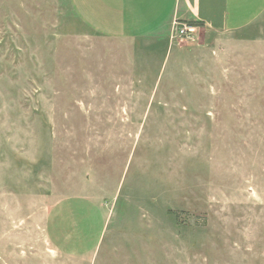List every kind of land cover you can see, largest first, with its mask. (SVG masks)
<instances>
[{
    "label": "rangeland",
    "instance_id": "rangeland-1",
    "mask_svg": "<svg viewBox=\"0 0 264 264\" xmlns=\"http://www.w3.org/2000/svg\"><path fill=\"white\" fill-rule=\"evenodd\" d=\"M193 24L153 56L0 0V264H264V37Z\"/></svg>",
    "mask_w": 264,
    "mask_h": 264
},
{
    "label": "crops",
    "instance_id": "crops-1",
    "mask_svg": "<svg viewBox=\"0 0 264 264\" xmlns=\"http://www.w3.org/2000/svg\"><path fill=\"white\" fill-rule=\"evenodd\" d=\"M70 4L93 32L138 43L153 56L179 47L171 39L175 22L196 21L206 32L247 38L255 28L264 37V0H70Z\"/></svg>",
    "mask_w": 264,
    "mask_h": 264
},
{
    "label": "built area",
    "instance_id": "built-area-1",
    "mask_svg": "<svg viewBox=\"0 0 264 264\" xmlns=\"http://www.w3.org/2000/svg\"><path fill=\"white\" fill-rule=\"evenodd\" d=\"M171 39L194 42L196 40V25L191 22H175Z\"/></svg>",
    "mask_w": 264,
    "mask_h": 264
},
{
    "label": "trees",
    "instance_id": "trees-1",
    "mask_svg": "<svg viewBox=\"0 0 264 264\" xmlns=\"http://www.w3.org/2000/svg\"><path fill=\"white\" fill-rule=\"evenodd\" d=\"M191 23H199V22H196V21H195V22H191Z\"/></svg>",
    "mask_w": 264,
    "mask_h": 264
}]
</instances>
